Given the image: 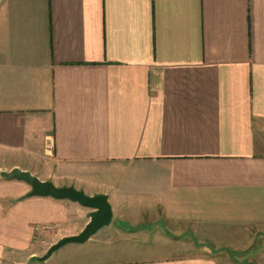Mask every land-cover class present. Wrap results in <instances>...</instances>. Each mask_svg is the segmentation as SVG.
Wrapping results in <instances>:
<instances>
[{
	"label": "crops",
	"instance_id": "0c3cea01",
	"mask_svg": "<svg viewBox=\"0 0 264 264\" xmlns=\"http://www.w3.org/2000/svg\"><path fill=\"white\" fill-rule=\"evenodd\" d=\"M263 139L264 0H0V264L92 213L12 169L112 210L38 264H264Z\"/></svg>",
	"mask_w": 264,
	"mask_h": 264
},
{
	"label": "water",
	"instance_id": "95a60500",
	"mask_svg": "<svg viewBox=\"0 0 264 264\" xmlns=\"http://www.w3.org/2000/svg\"><path fill=\"white\" fill-rule=\"evenodd\" d=\"M2 177L6 181H19L27 185L30 189L27 193L28 197L40 198L45 197L49 199L66 201L69 200L78 207H83L85 210L92 211L88 216L87 225L82 228L81 232L76 236H68L55 242L54 245L46 250V253L42 258L38 259L39 262L45 261L55 253V250L62 248L69 243L74 245H81L84 242H88L92 235L99 229L107 228L109 225L112 210L108 204V197L94 195L92 197H86L82 191H76L71 186L66 188H59L51 185L45 181H38L28 172H20L18 169H12L7 174L1 173Z\"/></svg>",
	"mask_w": 264,
	"mask_h": 264
},
{
	"label": "rangeland",
	"instance_id": "374dc122",
	"mask_svg": "<svg viewBox=\"0 0 264 264\" xmlns=\"http://www.w3.org/2000/svg\"><path fill=\"white\" fill-rule=\"evenodd\" d=\"M53 230L54 229L48 230L47 228L44 230L42 228L35 229L32 233V238H31L32 243L28 245L27 250L24 252L18 251L15 256L11 255L12 257L7 255L4 258L2 264H38L35 260L42 258V256L45 255L46 250L52 245H54L52 243H54L58 238V235H56V232ZM99 234L101 233L98 232V234L96 235H99ZM69 247H73L74 249V244L69 243L68 245L63 246L62 248H58L57 250H55V253L52 254L53 256L50 259L52 260L51 263H53L55 259H57L58 257H61V258L65 256L68 257L69 255L68 249H72ZM71 251L73 253V250ZM97 257L100 258V256H97ZM246 257H248V255Z\"/></svg>",
	"mask_w": 264,
	"mask_h": 264
},
{
	"label": "trees",
	"instance_id": "16d2710c",
	"mask_svg": "<svg viewBox=\"0 0 264 264\" xmlns=\"http://www.w3.org/2000/svg\"><path fill=\"white\" fill-rule=\"evenodd\" d=\"M36 262H39V260H35Z\"/></svg>",
	"mask_w": 264,
	"mask_h": 264
}]
</instances>
